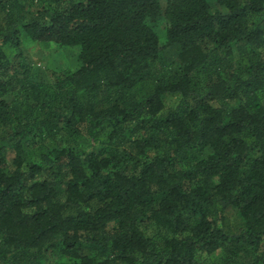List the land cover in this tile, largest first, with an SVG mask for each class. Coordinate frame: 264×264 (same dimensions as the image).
Returning <instances> with one entry per match:
<instances>
[{"label":"trees","instance_id":"obj_1","mask_svg":"<svg viewBox=\"0 0 264 264\" xmlns=\"http://www.w3.org/2000/svg\"><path fill=\"white\" fill-rule=\"evenodd\" d=\"M0 264H264V0H0Z\"/></svg>","mask_w":264,"mask_h":264},{"label":"rangeland","instance_id":"obj_2","mask_svg":"<svg viewBox=\"0 0 264 264\" xmlns=\"http://www.w3.org/2000/svg\"><path fill=\"white\" fill-rule=\"evenodd\" d=\"M156 30L165 41V23L159 21ZM23 53L34 68L33 73L42 79L50 80L54 72L74 70L78 67L79 48H60L55 44L24 42ZM52 78V77H51Z\"/></svg>","mask_w":264,"mask_h":264}]
</instances>
